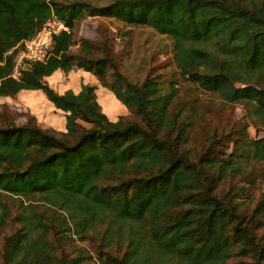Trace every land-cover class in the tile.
I'll return each instance as SVG.
<instances>
[{"label":"trees","instance_id":"obj_1","mask_svg":"<svg viewBox=\"0 0 264 264\" xmlns=\"http://www.w3.org/2000/svg\"><path fill=\"white\" fill-rule=\"evenodd\" d=\"M52 15L70 32L55 37L47 59L15 79L17 46ZM87 17H114L169 37L181 75L227 103L244 104L248 123L264 131V6L239 0H113L100 7L0 0V99L41 91L66 113L65 131L40 128L33 119L0 127V229L12 217L1 197L21 198L19 228L4 238L0 264H82L83 257L69 260L62 249L71 236L90 234L125 249L98 264H229L247 256L264 264V244L255 235L263 223L239 213L234 188L220 192L223 182L244 176L251 161L264 163V138L251 140L245 129L226 158L194 155L191 124L174 108L178 89L164 92L156 79L126 81L109 48L98 56L89 41L81 54H71L72 31ZM75 68L102 80L137 119L111 121L90 84L77 94H59L47 82ZM109 74L113 82H106ZM256 215L264 218V197Z\"/></svg>","mask_w":264,"mask_h":264},{"label":"rangeland","instance_id":"obj_2","mask_svg":"<svg viewBox=\"0 0 264 264\" xmlns=\"http://www.w3.org/2000/svg\"><path fill=\"white\" fill-rule=\"evenodd\" d=\"M63 2L88 3L92 6H105L113 0H61ZM258 7L264 6V0H239ZM74 44L71 54L79 55L83 41L96 46L98 56L109 48L111 58L117 65L118 72L126 81L141 84L146 79H156L162 83L164 92L170 91L173 85L178 89V100L175 111L182 114V120L191 124L189 148L194 155L210 153L217 159L226 158L234 150L235 140L246 132L251 140L264 138V131L246 120L244 104H230L217 94L206 91L198 83L187 80L177 69L174 60V49L169 37L160 35L151 27H133L114 17H87L77 22L73 29ZM22 70L13 75L21 77ZM110 74L106 82H113ZM49 85L59 94L66 91H78L84 83L91 82L96 88V95L103 112L111 121L124 117L136 120L135 114L128 110L109 89L103 87L102 80L82 70L74 69L70 73L60 72L47 80ZM30 119L43 129L65 131L66 113L57 110L41 91L21 92L13 97L0 99V127L23 125ZM246 126V128H245ZM211 151V152H209ZM194 157V156H192ZM221 193L234 188L231 197L237 203L239 213L254 218L255 223L261 221L263 226L255 233L257 242L264 244V218L256 215V208L264 197V163L251 161L244 176L228 179L221 184ZM223 190V191H222ZM12 217L6 226L0 229V262L5 253V240L19 228L15 221L20 212L21 198L1 197ZM1 213V211H0ZM72 242L63 246L69 260L83 257L82 264H98L105 254L121 256L125 251L117 244H107L97 235H88L84 240L71 236ZM60 255L59 250H57ZM252 256L234 257L229 264H253Z\"/></svg>","mask_w":264,"mask_h":264},{"label":"built area","instance_id":"obj_3","mask_svg":"<svg viewBox=\"0 0 264 264\" xmlns=\"http://www.w3.org/2000/svg\"><path fill=\"white\" fill-rule=\"evenodd\" d=\"M69 32L67 25L52 15L34 37L24 40L17 46L15 69L23 71L32 63L45 61L50 54L55 37Z\"/></svg>","mask_w":264,"mask_h":264},{"label":"crops","instance_id":"obj_4","mask_svg":"<svg viewBox=\"0 0 264 264\" xmlns=\"http://www.w3.org/2000/svg\"><path fill=\"white\" fill-rule=\"evenodd\" d=\"M60 72H56L54 75H56V74H59ZM85 73V72H84ZM87 74V73H86ZM52 77V76H51ZM50 79V77L47 79V80H49ZM84 84H90L91 86H95V85H93L91 82H87V83H84ZM81 89V88H80ZM80 89L77 91H74L76 94L80 91ZM69 90V89H68ZM24 92H30V91H24Z\"/></svg>","mask_w":264,"mask_h":264}]
</instances>
